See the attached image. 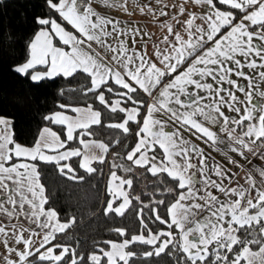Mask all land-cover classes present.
<instances>
[{
  "label": "snow or ice",
  "instance_id": "6c2138e0",
  "mask_svg": "<svg viewBox=\"0 0 264 264\" xmlns=\"http://www.w3.org/2000/svg\"><path fill=\"white\" fill-rule=\"evenodd\" d=\"M93 3L44 0L47 13L35 17L25 58L11 69L35 86L82 77L70 91L92 103H59L31 146L0 116V264H137L162 255L173 264H264V0H191L193 10L137 3L161 28L151 53V33L100 15ZM104 3L132 15L128 0ZM105 113L116 122L105 125ZM96 126L117 138L90 139ZM201 145L235 169L246 161L245 183H234L236 173ZM114 146L121 151L110 153ZM109 154L103 214L123 218L135 201L139 231L129 238L126 228H112L117 239L93 240L92 251L78 253L79 241L61 242L76 218L62 221L47 207L40 168L82 181L70 161L92 175ZM149 174L145 203L132 191L136 177Z\"/></svg>",
  "mask_w": 264,
  "mask_h": 264
},
{
  "label": "trees",
  "instance_id": "16d2710c",
  "mask_svg": "<svg viewBox=\"0 0 264 264\" xmlns=\"http://www.w3.org/2000/svg\"><path fill=\"white\" fill-rule=\"evenodd\" d=\"M47 9L44 0H0V116L13 119L15 139L18 143L31 146L45 125L43 117L59 110V103H70L74 106H85V102L92 103L91 96L85 98L78 92L70 89L79 88L84 83L82 77L77 79H64L62 77L43 81L39 86L32 85L27 79L20 77L11 69L16 64L22 63L27 50V43L34 35L37 26L35 17L45 15ZM64 90V95L60 91ZM94 107H101L98 102ZM116 122L110 114L105 113V125ZM96 135L90 139L101 140L109 143L116 137V130L107 127H94ZM132 144V138L124 141ZM72 147H78V143H72ZM120 152V146L110 147V153ZM106 159L109 163L104 165L95 164L98 171L92 175L79 169L77 158L70 163L77 169V175L84 179L68 180L59 175L54 165H41L42 182L46 186L50 197L47 207L55 208L62 221L69 217L76 218V224L68 233V238L62 243H71L73 246L79 241L78 253L92 251L93 240H115L117 237L110 229L124 227L131 234L139 231V222L135 212L139 205L133 201L135 207L129 209L127 214L121 217H106L103 208L106 199V177L109 173L112 156ZM103 169V174L99 171ZM151 175L137 176L134 182L133 196H141L148 203L153 191ZM158 198H163L159 197ZM161 214L164 209L161 208ZM157 230V224H151ZM141 246L136 245L135 250L140 251ZM137 264H173L170 257L162 255L152 257L147 261L138 260Z\"/></svg>",
  "mask_w": 264,
  "mask_h": 264
},
{
  "label": "crops",
  "instance_id": "0c3cea01",
  "mask_svg": "<svg viewBox=\"0 0 264 264\" xmlns=\"http://www.w3.org/2000/svg\"><path fill=\"white\" fill-rule=\"evenodd\" d=\"M149 0H128L127 3V8H128V12L132 13V15H128L126 14L123 9L120 8H112V7H108L105 5L104 0H94L93 3V8L100 14V15H106L112 18H116L119 19L122 22H128L131 24H138L139 27L152 34V38L151 40L148 41L149 47H148V52L151 53L152 52V47L151 44L154 41H157L158 38H160L162 36V32H161V28L159 23H153L150 17L147 16H141L139 13V10L137 8V3H139L140 5H143L145 3H148ZM152 3V7L153 8H158V5L156 4V0H151ZM163 3L168 4L169 6L175 4L177 7L181 4H184V6L189 9V10H193V5L191 3V0H189V2L187 4L184 3V0H163ZM170 12H175L176 9H173L170 7L169 9ZM170 19V17H169ZM181 20H185L187 19V16H182L180 17ZM147 39V38H145ZM143 43V41H140L137 44V47H140V45ZM211 149V147H210ZM218 156H215L214 154L212 155L215 159L218 157L220 159H222L224 162L228 163L227 159L220 154L219 151H217ZM246 155H248L249 160H252V156L250 153H247ZM236 159H239V157H236ZM241 164L245 165L244 169H232L233 172L236 173L235 175V182L239 183V184H244V177L246 176L247 172L246 169L247 167H249V165L247 164L246 161L241 160L240 161ZM256 163H259V161H256ZM247 186V185H245ZM0 253H3V249L2 247H0Z\"/></svg>",
  "mask_w": 264,
  "mask_h": 264
},
{
  "label": "rangeland",
  "instance_id": "374dc122",
  "mask_svg": "<svg viewBox=\"0 0 264 264\" xmlns=\"http://www.w3.org/2000/svg\"><path fill=\"white\" fill-rule=\"evenodd\" d=\"M196 143L199 144L200 142H199V141H196ZM201 147H204V148H205V151H206L207 153H210L212 158H214V157L212 156L213 154H214L215 156H218L217 151H214L212 148L210 149V147H206V146H204V145H201ZM214 159H215V158H214ZM215 161H217V162H219V163H222L226 168H232V169H234L233 166H232L231 164L224 162V161H223L222 159H220L219 157H218V160H217V157H216ZM111 162H112V159H111ZM118 174L123 175V173H119V172H118ZM108 177H109V173H108V175H107V177H106V182H107ZM225 183H227V181H225ZM234 183H236V182L234 181Z\"/></svg>",
  "mask_w": 264,
  "mask_h": 264
}]
</instances>
